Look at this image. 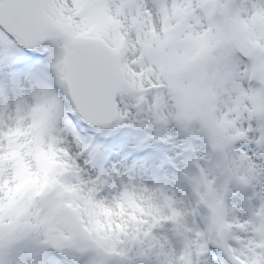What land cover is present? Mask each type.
<instances>
[{
	"label": "snow or ice",
	"instance_id": "6c2138e0",
	"mask_svg": "<svg viewBox=\"0 0 264 264\" xmlns=\"http://www.w3.org/2000/svg\"><path fill=\"white\" fill-rule=\"evenodd\" d=\"M0 264H264V0H0Z\"/></svg>",
	"mask_w": 264,
	"mask_h": 264
}]
</instances>
